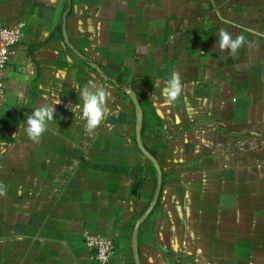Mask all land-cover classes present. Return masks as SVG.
<instances>
[{
  "label": "crops",
  "instance_id": "0c3cea01",
  "mask_svg": "<svg viewBox=\"0 0 264 264\" xmlns=\"http://www.w3.org/2000/svg\"><path fill=\"white\" fill-rule=\"evenodd\" d=\"M24 25L3 74L0 264H264V0H0V28ZM221 29L245 43L220 51ZM184 85L164 103L171 74ZM111 92L89 137L77 89ZM159 84V86H157ZM57 97L39 143L24 132Z\"/></svg>",
  "mask_w": 264,
  "mask_h": 264
},
{
  "label": "clouds",
  "instance_id": "9594fccd",
  "mask_svg": "<svg viewBox=\"0 0 264 264\" xmlns=\"http://www.w3.org/2000/svg\"><path fill=\"white\" fill-rule=\"evenodd\" d=\"M245 40L243 36H233L225 29H221L218 34V47L220 51L230 50L231 54H236L238 49L244 46ZM159 86V84H157ZM184 85L181 83V78L178 73L173 72L163 87L162 95L164 103L168 105L174 104L181 96ZM80 99L83 101L72 107V112L80 113V119L84 122V128L89 137L96 134V130L101 126L106 119L108 113V101L111 98V92L104 87L96 85L94 82H89L82 89L76 90ZM60 100L55 97L51 105L45 104L34 110L32 115L26 119V127L24 132L27 137L34 143H39L43 134L48 130L50 122L54 120L55 105L59 104ZM7 195L5 186L0 183V197Z\"/></svg>",
  "mask_w": 264,
  "mask_h": 264
},
{
  "label": "built area",
  "instance_id": "2783aa9c",
  "mask_svg": "<svg viewBox=\"0 0 264 264\" xmlns=\"http://www.w3.org/2000/svg\"><path fill=\"white\" fill-rule=\"evenodd\" d=\"M23 29V24L0 28V106L3 102L4 93L3 74L9 58L12 55L13 47H15L23 37ZM83 239L86 248L93 254L95 264H110L114 253L112 241L88 233L83 235Z\"/></svg>",
  "mask_w": 264,
  "mask_h": 264
},
{
  "label": "water",
  "instance_id": "95a60500",
  "mask_svg": "<svg viewBox=\"0 0 264 264\" xmlns=\"http://www.w3.org/2000/svg\"><path fill=\"white\" fill-rule=\"evenodd\" d=\"M125 93L127 94L129 100L132 102L134 106L135 141H136L137 148L141 152L143 157L151 163L152 167L154 168L156 172V179H157V186L153 194L152 200L150 201L149 206L145 210L144 214L136 221L133 232H132V236H131V251L133 255V260L135 264H139V258H138V253H137V231L141 223H143V221L149 216V214L151 213V211L153 210L156 204L158 194H159L160 184H161V171H160V167L157 161L143 148L142 143H141L142 110L139 105L137 96L135 92L131 90H126Z\"/></svg>",
  "mask_w": 264,
  "mask_h": 264
}]
</instances>
